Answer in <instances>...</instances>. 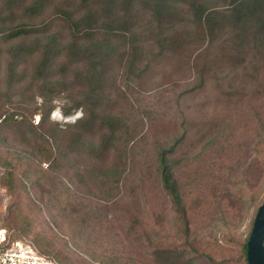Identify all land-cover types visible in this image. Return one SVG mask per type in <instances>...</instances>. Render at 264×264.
Returning a JSON list of instances; mask_svg holds the SVG:
<instances>
[{"label": "rangeland", "instance_id": "374dc122", "mask_svg": "<svg viewBox=\"0 0 264 264\" xmlns=\"http://www.w3.org/2000/svg\"><path fill=\"white\" fill-rule=\"evenodd\" d=\"M41 1L0 0V29L36 30L26 52L0 35V226L10 240L55 264H64L60 250L83 264H151L150 245L186 248L197 264H244L241 245L264 200V41L246 40L249 27L232 24L230 0H169L174 16L164 12V21L157 0H126L132 28L118 33L102 25L123 0H114V15L104 13L106 0ZM201 7L217 12L214 33ZM88 12L97 13L102 29L91 39L102 46L78 62L70 24ZM96 60L99 109L121 121L103 159L92 150L101 131L71 139L83 115L73 108L88 102L83 76ZM43 80L53 85L45 102L34 95ZM171 146L187 237L159 179L158 151ZM105 170L113 183L102 180ZM7 172L12 187L2 185Z\"/></svg>", "mask_w": 264, "mask_h": 264}, {"label": "trees", "instance_id": "16d2710c", "mask_svg": "<svg viewBox=\"0 0 264 264\" xmlns=\"http://www.w3.org/2000/svg\"><path fill=\"white\" fill-rule=\"evenodd\" d=\"M37 4L42 3L41 0H36ZM126 0L119 1L117 5H120L123 9L118 8V15H116L115 20L112 21L110 24L102 25L103 32H112V33H118V32H124L127 30H131L132 26L130 23V18L126 17L125 14H128V11H125L123 7V3ZM169 0H157L153 4L155 9V15L158 17V20L164 21L162 19L165 13L168 12L170 17H173L174 14L171 12V5L168 2ZM226 1V0H225ZM231 4V16H232V24L236 25L235 27H238L242 25V27H249L250 33H248L245 36V39L247 40L248 37L257 41H264V0H230L229 2ZM107 6H105V14L107 15H114V8L116 11V3L114 5V0H106ZM129 5V4H128ZM127 5V6H128ZM37 6V5H36ZM34 7V5H31L25 9V14L32 16V13L38 8ZM126 6V7H127ZM193 8L195 11H197L196 6L194 5ZM165 12V13H164ZM28 13V14H27ZM96 12H88L87 14H84L81 16V19L77 22L72 21L70 26L72 27L74 33H78V37H76L72 40V43L70 45V52H72L73 56L76 57V60L79 61H87L89 60V56H85L86 52H90V50L96 51L100 48L98 42L92 41L91 38H93L96 31L102 29L99 28L96 24L97 17L95 16ZM123 18L120 19L122 16ZM200 17H203V19L206 22L207 29L210 33H214V27H215V16H217V12L215 11H207L206 8H202L199 12ZM68 17V16H67ZM109 17V16H107ZM11 21L12 18L10 16H6L3 20ZM166 20V19H165ZM160 23V22H159ZM161 24V23H160ZM36 30L32 26H26V25H16L13 27L0 29V35L2 37V40L5 44H9L13 46L14 50L17 49L18 51H22L24 47V42L27 38H29L32 34L36 33ZM79 39L81 40H88L86 42H80L78 43ZM91 41V42H90ZM260 44V45H261ZM69 47V46H68ZM99 51V50H98ZM26 52V51H22ZM33 53V51H32ZM48 55L44 56V58L40 61L37 69L35 70L36 78L44 77V73H46L47 70V61H48ZM81 59V60H80ZM96 60L95 62H90L91 67L87 69L86 75L83 76L84 87L85 89V95L84 99L88 101L87 104H83L81 102H78L75 104L73 110L75 109H81L83 115L82 118L76 121L74 126V131L71 133L74 143L77 141H80L83 136L85 135H93L95 132L101 131V138L98 140V142L95 144V146L92 148V150L95 152L97 159H103L105 158L106 154L111 151L113 146L115 145L116 140V134L119 131L121 121L120 119L115 116L111 115L109 113H102L99 109V97L97 96L96 90L99 89V78H98V72H96L95 67L98 65L97 63L100 61ZM133 61V60H132ZM12 72V71H11ZM13 74V73H12ZM9 82L8 84H5L6 87H11V80L12 78H8ZM35 83V82H34ZM33 83V84H34ZM39 92H36L34 95L38 96L42 99L43 102L46 100V95L42 94V91L44 89H52L53 85L50 84L47 80L40 81L38 84ZM50 87V88H49ZM83 87V88H84ZM3 88L0 84V94L3 93ZM55 97V96H54ZM63 115L69 116L72 113L71 109L62 110ZM6 118V116H5ZM3 122H7L8 120L5 119ZM48 119V115H41L40 125H43L45 120ZM171 146L168 149H160L158 151V157H157V163H158V172H159V179L162 184V187L166 191L167 195L170 198V201L172 203V206L178 215V219L180 224L182 225L184 237H187V231H188V217H187V211L185 207L182 204L181 195L179 193V189L176 185L175 180L173 179V173L171 171V165L169 163L168 155L172 153ZM254 149V148H252ZM110 173L109 170H105L103 173V179L105 181L111 182L110 180ZM6 175L8 176L3 177L1 182L2 185H10V187L13 186L12 182V175L10 172H7ZM6 179V181H5ZM118 179V178H117ZM116 179V180H117ZM115 180V181H116ZM113 183V182H111ZM7 187V186H6ZM253 226V225H252ZM248 237L244 240L243 244L241 245V254L243 256L244 264H247L246 262V243H247ZM12 242H18V241H12ZM147 256L149 262L152 264H197L195 256L192 255V251L187 250L186 248H180L177 247L170 248L168 246H155L150 245L147 250ZM38 254V253H37ZM40 256L46 257L42 254H38ZM57 255H59V261L63 262L64 264H81L82 260H80L77 256H73L70 254H67L66 251L63 250L57 251ZM47 259L51 260L50 258L46 257ZM209 262L212 261V259L208 256L204 257ZM84 261V260H83ZM214 262V261H213ZM84 263V262H83ZM82 263V264H83Z\"/></svg>", "mask_w": 264, "mask_h": 264}, {"label": "built area", "instance_id": "2783aa9c", "mask_svg": "<svg viewBox=\"0 0 264 264\" xmlns=\"http://www.w3.org/2000/svg\"><path fill=\"white\" fill-rule=\"evenodd\" d=\"M24 245L12 242L9 232L0 226V264H55Z\"/></svg>", "mask_w": 264, "mask_h": 264}, {"label": "water", "instance_id": "95a60500", "mask_svg": "<svg viewBox=\"0 0 264 264\" xmlns=\"http://www.w3.org/2000/svg\"><path fill=\"white\" fill-rule=\"evenodd\" d=\"M246 248L247 264H264V200L255 215Z\"/></svg>", "mask_w": 264, "mask_h": 264}]
</instances>
